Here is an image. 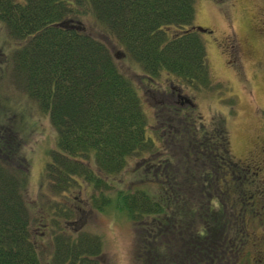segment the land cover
I'll list each match as a JSON object with an SVG mask.
<instances>
[{
	"label": "trees",
	"instance_id": "trees-1",
	"mask_svg": "<svg viewBox=\"0 0 264 264\" xmlns=\"http://www.w3.org/2000/svg\"><path fill=\"white\" fill-rule=\"evenodd\" d=\"M82 2L150 79L171 76L172 98L159 95L152 125L107 44L81 25L58 24ZM193 16L194 0H0L14 77L56 134L43 171L51 195L36 214L24 196L19 144L0 124V264H45L43 238L47 264H108L97 256L99 234L76 223L81 207L69 200L84 184L91 206L123 209L140 225L131 251L140 264H218L228 253L229 216L212 198L227 191L229 139L222 125L197 126L192 93L180 91L221 86L210 79L204 41L189 28ZM130 157L143 183L109 192L110 177Z\"/></svg>",
	"mask_w": 264,
	"mask_h": 264
},
{
	"label": "rangeland",
	"instance_id": "rangeland-1",
	"mask_svg": "<svg viewBox=\"0 0 264 264\" xmlns=\"http://www.w3.org/2000/svg\"><path fill=\"white\" fill-rule=\"evenodd\" d=\"M78 10L67 22L80 23L107 44L119 68L133 81L150 123L148 126L152 125L154 111L160 108L157 106L159 95L164 99L172 98L167 83L171 76L162 72L154 80L150 79L139 63L126 55L117 39L94 18L85 2L79 4ZM192 23L207 27L198 32L205 44L210 79L221 86L195 90L184 87L180 91L192 93L197 126L203 130L204 124L213 129L222 125L226 130L234 159L226 168H239L245 162L251 164V182L248 176H227L223 179L227 191L220 195L221 200L212 198L213 207L220 206L223 217L229 216L226 219L230 234L228 253L218 264H264V151L260 150L264 145V0H194ZM9 38L0 20V124L9 128L11 140L19 144L27 172L24 196L32 212L41 214V201L51 195L43 180V171L50 159V150L55 147L56 134L48 112L40 108L14 77ZM149 128L147 130L152 133V127ZM163 139L164 135L158 137L161 142ZM166 139L170 142L174 137L170 135ZM171 144L168 143L170 149H174ZM135 161L136 158L130 157L122 170L110 177L109 192L143 183L139 177L140 168L133 169ZM244 184H250L249 188ZM242 186L247 202L238 205L243 190L239 187ZM153 188H157V184H153ZM228 189L238 194H229ZM73 192H76L75 197L68 199L81 207L76 223L100 236L98 258L108 264H140L132 258L131 252L140 225L133 223L123 209L112 205L103 209L91 206L92 187L86 184ZM233 230H237L235 235ZM40 250L47 264L50 246L46 238L41 239Z\"/></svg>",
	"mask_w": 264,
	"mask_h": 264
},
{
	"label": "flooded vegetation",
	"instance_id": "flooded-vegetation-1",
	"mask_svg": "<svg viewBox=\"0 0 264 264\" xmlns=\"http://www.w3.org/2000/svg\"><path fill=\"white\" fill-rule=\"evenodd\" d=\"M260 150H262V152L264 151V145H262L261 146V148H260ZM263 160H264V157L262 158ZM242 162V161H241ZM241 162H240V164H241ZM239 164V163H238ZM237 164V165H238ZM245 165H239V168H236V167H233V168H231V169H228L227 171H228V176H232V175H238V174H240V175H243L244 177H250V178H248V180L251 182L252 181V179H251V176H249V174H250V170H251V164H249V162H245L244 163ZM249 185L250 184H244V186H245V188L246 189H248L249 188ZM239 189H240V191L242 190V193H241V195H240V197H241V199L238 201V205H240V204H244L245 202H247V200H246V198H247V194H246V191L244 190V187L242 186V187H239ZM263 190H264V177H263ZM238 194V192L236 191V190H234V194H232V195H235V194ZM253 195H254V193H252ZM249 201V200H248ZM236 202V201H235ZM231 250V249H230ZM225 256H222L220 259L222 260L223 258H224ZM220 259H219V261H220ZM219 263V262H218Z\"/></svg>",
	"mask_w": 264,
	"mask_h": 264
},
{
	"label": "water",
	"instance_id": "water-1",
	"mask_svg": "<svg viewBox=\"0 0 264 264\" xmlns=\"http://www.w3.org/2000/svg\"><path fill=\"white\" fill-rule=\"evenodd\" d=\"M66 23H68L66 19L60 20V21L58 22V24H64V25H65ZM70 25H74V24H73V23H70ZM191 27H192V28L199 29V30H204V29H205V27H203V26L200 25V24L192 25Z\"/></svg>",
	"mask_w": 264,
	"mask_h": 264
}]
</instances>
